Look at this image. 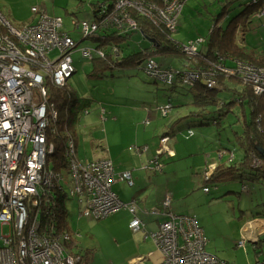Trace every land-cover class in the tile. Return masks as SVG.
<instances>
[{
  "label": "built area",
  "instance_id": "1",
  "mask_svg": "<svg viewBox=\"0 0 264 264\" xmlns=\"http://www.w3.org/2000/svg\"><path fill=\"white\" fill-rule=\"evenodd\" d=\"M116 1V12L123 13L132 5L146 17L154 18L140 4ZM188 1L163 0L158 7L152 6L159 24L175 33ZM121 2L130 5L118 8ZM33 13V21L16 27L0 11V264H76L80 260L78 240L63 228L60 219V215H68L69 201L79 205L81 218L102 220L129 210L134 216L130 225L134 233L144 231L146 224L138 216L143 211L139 201L126 203L114 191L117 182L132 186V173H118L110 159L79 160L70 136L66 147L68 167L64 170L57 164L55 168L52 156L57 146L51 137V125L62 118L58 107L63 104L55 91L68 87L77 72L73 54L79 43L64 29L62 18L50 17L44 9L33 8ZM129 22L132 29L138 28L134 21ZM75 26L84 40L99 31L98 23L81 21ZM188 49L193 50V55L197 53L193 42L182 46L183 52L191 56L185 52ZM54 52L59 53L56 60L51 58ZM82 53L90 61L105 57L104 49L86 45ZM148 61L146 72L162 81L179 75L162 70L155 60ZM235 65H209L211 69L206 74L189 61L186 66L192 70L184 72L183 82L191 85L205 77L208 86L214 87L215 74L228 72L243 79L257 95H263L264 65L245 60H236ZM104 114L102 109V117ZM205 190L208 192V188ZM60 193L65 196V208L59 203ZM171 207L169 197L159 208L143 211L165 219L157 231L146 236L162 252L161 264H225L207 252L208 239L196 217L177 215Z\"/></svg>",
  "mask_w": 264,
  "mask_h": 264
},
{
  "label": "rangeland",
  "instance_id": "2",
  "mask_svg": "<svg viewBox=\"0 0 264 264\" xmlns=\"http://www.w3.org/2000/svg\"><path fill=\"white\" fill-rule=\"evenodd\" d=\"M93 1L97 0H0V11L11 25L20 27L22 24L31 22L35 19L33 8L44 9L50 17L62 18L64 29L70 32L79 43V48L73 57L75 61L81 62V67L68 81V87H65L72 91L76 98L90 101L84 108L82 104L78 105L76 113L69 114L65 118L71 121L70 128L67 129L74 130L79 160L102 159L100 157L105 156V150H103V142H105L106 154L109 153L117 170L132 172L134 177V185L122 182L114 186V191L128 203L138 196L142 187L148 184L147 182H156V185L143 191L139 197L144 202L148 200L151 205L162 200L166 185L155 180H158V174L147 169L149 164H145V161L151 160L150 163L155 167L156 159L164 160L162 166L165 173L170 175V182H173L167 186L176 191L173 202L171 195H168L166 199L170 197L175 211L197 216L209 239L208 252L225 264H264V220H251L249 213L242 214L241 211L245 208L242 207L244 205L239 198L226 196L224 199H215L216 196L213 193L207 195L203 192L212 172L215 171L213 165H216L211 153V149L216 145H212L211 140H206L205 137L212 138L210 133H215L214 130L219 127L210 126L202 130L198 128L189 130L179 125L172 126L173 120L182 114L175 110L177 106L185 105L183 106L185 113L199 111L194 105L189 104L191 97L182 92V89L186 88L178 84L182 89L180 88V92L173 93L174 90L171 91L169 85L159 81L154 82L146 71H140L137 68H129L130 72L129 69L121 70L122 72L115 71L114 76L109 74L102 79L93 76L91 61L83 58L82 48L85 45L95 48L98 42L90 39L82 42L84 36L75 26L78 20L87 16V9ZM219 1L223 0H189L184 5L177 31L172 34V38L185 45L193 42L194 49L197 51L206 50L207 35L213 26L214 16L223 14L220 26L227 25L231 18L224 12L223 5H220ZM246 3L247 0L242 1L240 9L238 5L235 6V9H238L237 13L245 10ZM128 5L130 4L121 2L117 7ZM258 20H255L257 21L255 24H253L255 21L251 20L250 26L246 28L245 46L249 50H255L258 54L264 55V27L260 19ZM242 29V25L241 32L237 28L238 37L243 34ZM139 37L135 34L126 42L124 46L129 47V52L141 50L142 42L138 39ZM104 48L110 50L111 46L104 45ZM156 49H158L157 46ZM185 52L192 54L194 58H199L197 53L193 55L191 49ZM153 57L149 59L155 61L162 59ZM51 58L58 59L59 53H52ZM171 62L175 63L174 68L180 71L192 70L186 64L184 68L180 65V56L177 54ZM212 63L199 60L200 67L203 66L202 69L205 65H213ZM234 64V61L228 63L231 67H234ZM162 67L166 68L165 65ZM226 75L227 79H231L233 87L239 90L251 87L243 79L239 81L236 74L231 75L227 72ZM221 88L224 90L225 86L223 87V84L218 81L214 87L208 89L215 92ZM61 91L62 89H59L55 93ZM102 109L107 111L105 119L102 117ZM84 110H89L88 114H84ZM149 111H152L153 115L146 123ZM61 113L64 119L66 109ZM192 119L194 121L195 118ZM51 128L60 130L61 126L52 122ZM222 131L226 134L229 132L228 129H222ZM166 134L171 138L162 139L161 137ZM174 152L177 153L176 158L168 156ZM215 158L219 159L216 156ZM157 169L161 170L159 166ZM206 170L208 171L205 173ZM123 213L99 221L89 217L81 218L80 210L74 202L71 201L68 205L67 217L70 228L76 235L79 245L84 249L95 250L90 264H110L111 262L121 264L123 257L131 256L133 253L136 241L131 235L135 237L136 235L127 231ZM248 238L253 243H250ZM255 247L261 249L263 253L256 254ZM150 251L153 258L162 255L153 242L149 243V253Z\"/></svg>",
  "mask_w": 264,
  "mask_h": 264
},
{
  "label": "trees",
  "instance_id": "3",
  "mask_svg": "<svg viewBox=\"0 0 264 264\" xmlns=\"http://www.w3.org/2000/svg\"><path fill=\"white\" fill-rule=\"evenodd\" d=\"M128 1L132 4H140L144 9L151 11L154 17L153 20L146 17V15L135 6H133L134 8L128 6L123 13H121L116 12L115 10V0H97L89 5L90 8L87 9V16L85 19H80L75 23L77 24L81 21H88L91 24H99V31L89 39L98 42V46L95 48L104 49L105 57L101 58L97 56L91 61L93 76L102 79L108 77L109 74L114 76L115 71L120 72L121 70L129 68H137L140 71H147L149 58L151 56L161 57V61L156 59L160 68L162 70L176 71L179 75L176 76V78H169L167 81H162L146 72L147 75L152 78L154 82L159 81L169 85L168 87H170L171 91L174 90L173 93L180 92V88L182 89V87H185L186 89H182V92L187 93L189 97H191L189 104L194 105L195 109L199 110L197 113H185L184 117L180 118L178 123L176 121L175 125H179L181 128H188L189 130L193 128L202 130L210 126L220 128L216 130L214 127L215 133H210V135L213 136L212 138L208 139L205 137V139L207 138V140H211L212 145H216L211 149L213 157L210 155V157L213 158V161L216 162V167L208 181L209 183H207V181L205 182L208 184L205 186V188H208V192H206L205 188H203V192L207 195H210L211 193L216 194L215 199H224L226 196L239 198V200L244 202V206L242 207L245 209H242V214L249 213V219L251 220H264V95H256L253 92L252 87L249 86L241 90L237 87H233L231 79H227L228 77L226 74L219 72L215 74V78L217 82L220 81V83L223 84V87L225 86L224 90L222 88L215 92L209 90L205 77L200 78L193 85L184 83L183 75L186 70L182 69V71H180L175 69V63H172L171 60H173L175 54H177L180 56V65L184 68V64L189 61L192 62L193 59L183 52L182 46H185V44L175 41L172 38L173 33L162 24H159V19L155 10L152 9V6L155 5L158 7L163 0ZM242 1L243 0L219 1L220 5H223L224 12L231 17L230 21L227 25L220 26L221 21L219 22L218 18L223 16V14L214 16V23H212L213 26L210 28L209 34L207 35V44L205 45L206 50L197 51V56H199V58H196L197 60L192 62V66H195V69H200V71L203 70L206 74H209L208 69H211L210 66L205 65L204 69H202L201 67L203 66L200 67L199 60H202L205 63L211 61L213 62L212 64L223 68H235V64L233 65L234 67H231L228 63L229 61L236 62V60H245L256 66L264 65V55L258 54L255 50H249L245 46L244 38L246 28L250 26L248 15L253 10L251 8H257L264 2V0H247L245 10L237 13ZM248 3L253 4L250 6ZM236 5L239 6L238 9H235ZM114 13H117L118 16H113L115 15ZM129 21H134L138 28L132 29V25ZM241 25L243 26L242 31L244 32L241 34V37H238L237 33L240 31ZM135 34L140 36L138 39L142 42V48L140 51L134 50L129 52V47L124 45ZM149 39L155 40V42H150ZM104 45H110V50L104 48ZM156 46L158 49H156ZM116 51H118L117 55ZM162 61L163 63L161 64ZM162 65H165L166 68H163ZM238 79L241 81L240 77H238ZM178 84H182L183 86L180 87ZM60 100L65 103L60 104L58 108L61 112L66 109V115L64 119H62V117L57 122V124L61 126V129L54 130V132L51 133L52 140L56 142L57 146L52 159L55 168L58 164L65 170L69 163L68 158L66 157V147L70 136L73 139L77 150V141L74 135V130L70 131L67 129L70 128L71 121L68 119L65 120V118L69 114L76 113V102L79 105L82 104V107L84 108L90 103V101L87 99L80 100L76 98L74 93L67 88L62 89V91L58 93V101ZM183 106L185 105H179L177 107L183 108ZM88 111L89 110H84L83 112L84 114H88ZM106 113L107 111L105 110L104 117ZM192 118H195L194 121ZM64 128L65 130H63ZM222 129H228V134L224 133ZM67 134H69V136ZM161 138L171 137L166 134ZM213 142L215 144H213ZM103 144L105 145V142H103ZM105 150L107 149L105 148ZM214 155L219 157V159H216ZM168 156L176 158L177 153L175 152ZM108 159L113 162L114 168L117 171L114 161L111 158ZM161 162L162 160H160V158L156 160V163L161 167V170H158L157 167H154L151 163H148L149 165L146 168L160 176L162 173H165L164 166H162L164 161ZM258 164L260 166H258ZM207 171L208 170H206L205 173ZM117 172L121 173L119 171ZM63 198H65V196L60 193L59 203L65 208L67 202L65 203ZM74 204L79 209V205L75 202ZM121 211H127L133 216L129 210ZM171 211L177 215L194 216L191 214H178L174 212L173 205ZM111 216H109V218ZM60 219L63 228L71 231L69 218L60 215ZM164 221L165 219H163V222ZM198 224L200 225L199 222ZM201 227L203 228V226ZM145 230L146 228L144 231L140 232H145ZM145 235L147 236V233H145ZM206 237L208 239L207 235ZM145 239L151 238L148 237ZM76 248L79 250L77 256L80 257V260L77 261L76 264H90L94 258L95 250L84 249L79 243H77ZM255 250L256 254L263 253L258 247H255Z\"/></svg>",
  "mask_w": 264,
  "mask_h": 264
},
{
  "label": "crops",
  "instance_id": "4",
  "mask_svg": "<svg viewBox=\"0 0 264 264\" xmlns=\"http://www.w3.org/2000/svg\"><path fill=\"white\" fill-rule=\"evenodd\" d=\"M244 1V0H243ZM89 9V8H88ZM249 24H251V20L252 21H255V20H257V21H259L258 19H260V22H261V24L263 25V27H264V22H263V18H264V13H262V14H260V15H253V13L251 12L249 15ZM85 19V18H84ZM257 21H255L253 24H255ZM68 32V31H67ZM70 33V32H69ZM71 34V33H70ZM72 35V34H71ZM72 37L75 39V37L72 35ZM76 40V39H75ZM77 41V40H76ZM82 43V42H81ZM88 46H90V45H88ZM77 52V51H76ZM76 52H74V54L76 53ZM73 54V55H74ZM263 55V54H262ZM74 58V57H73ZM75 61V60H74ZM75 65H76V68H77V71H78V69L81 67V62L80 61H75ZM92 68V67H91ZM77 73V72H76ZM76 104V108L78 109V103L76 102L75 103ZM105 110V109H104ZM175 110H178L179 112H182V114L180 115V116H178L177 118H178V120H177V118L175 119V120H173V123H172V126L173 125H175V123H176V121H177V123H178V121H179V119L180 118H182V117H184V115H185V109H183V108H179V107H177ZM75 112H76V110H75ZM101 112H102V110H101ZM151 115H153V113H152V111H149L148 112V117H147V121H146V123H148V120L150 119V117H151ZM171 126V127H172ZM174 127V126H173ZM206 140H207V138H206ZM103 150H105V145H104V147H103ZM106 152H107V150H105V156H103V157H100V158H110V156H109V153H107L106 154ZM175 153V152H174ZM199 154H197V156H198ZM99 157H98V159H100ZM155 160V159H154ZM157 160V159H156ZM164 160H162V162H163ZM151 162V160L150 161H145V164H148V163H150ZM161 162V163H162ZM115 164V163H114ZM214 167H216V165H213ZM115 167H116V165H115ZM197 167H200V166H197ZM116 169H117V167H116ZM118 171V170H117ZM132 173V172H131ZM163 174V176H159V175H157V177H158V180L157 179H155L158 183L159 182H163L165 185H166V187L163 189V191H164V194H163V196H162V200L158 203H155V204H153V205H151V203H149L148 202V200L147 201H145L144 202V200H142V199H140L139 197H140V195H141V193L143 192V191H145L146 189H149V188H151L152 186H154V185H156V182L155 183H153V182H147L148 184L147 185H145V186H143L142 187V189L140 190V192H139V194H138V196H135L134 198H132L130 201H132V200H139V202H140V207H142V209H143V211H148V212H151L154 208H157V207H159L160 206V204L166 199V197L168 196V195H171L172 197L174 196V193L176 192V191H173V190H171V188H170V186H167L169 183H173V182H170L171 181V177H170V175H167L166 173H162ZM132 177H133V173H132ZM138 178V177H137ZM141 179V178H140ZM133 180H134V177H133ZM138 182V181H137ZM119 183H122V182H117L116 184H119ZM115 184V185H116ZM126 184V183H125ZM139 184H141V183H139ZM214 196H216V194H213ZM121 198V197H120ZM173 199V198H172ZM125 202V201H124ZM241 203H243L244 204V202L242 201ZM173 210H174V207H173ZM143 211H140L139 212V217H141L142 219H144V223L146 224V230H145V232H140V233H134L135 235H136V237L135 236H133V234L131 233L132 232V230L130 229V224H131V222H132V220H133V216L129 213V212H127V211H121L120 213H122V212H124L123 214V216H124V219H125V226H126V229H127V231L128 232H130L132 235V238H134L135 239V248H134V250H132V254H131V256H125V257H123L121 260H122V262H121V264H161L162 262H163V254L162 255H158V257L157 258H153V256L151 255V253H152V251H150V253H149V243L150 242H153L152 241V239H145L146 238V235H145V233H147V235H148V233H151V232H155V231H157L158 229H159V226H160V224L163 222V217H157V216H154V215H152V214H147L146 212H143ZM174 212H176V213H178V214H189V213H181V212H178V211H175L174 210ZM194 215V214H193ZM195 217H197L196 215H195ZM197 220H198V218H197ZM256 220V219H255ZM261 220V219H260ZM199 222V221H198ZM200 225L202 226V224L200 223ZM205 232H206V230H205ZM206 235H207V233H206ZM248 240H249V242L250 243H253L252 242V240H250L249 238H248ZM154 243V242H153ZM155 244V243H154ZM110 264H114V262H111Z\"/></svg>",
  "mask_w": 264,
  "mask_h": 264
},
{
  "label": "bare ground",
  "instance_id": "5",
  "mask_svg": "<svg viewBox=\"0 0 264 264\" xmlns=\"http://www.w3.org/2000/svg\"><path fill=\"white\" fill-rule=\"evenodd\" d=\"M248 4L251 6L253 3H248ZM251 9H253V10L251 11V12L253 13V15L258 14V13H261L262 11H263V13H264V4L261 3V5L258 6L257 8L252 7ZM222 17H223V16L219 17L218 20H219V21H222ZM213 172H214V171H213ZM213 172H212V174H213ZM212 174H211V175H212Z\"/></svg>",
  "mask_w": 264,
  "mask_h": 264
},
{
  "label": "water",
  "instance_id": "6",
  "mask_svg": "<svg viewBox=\"0 0 264 264\" xmlns=\"http://www.w3.org/2000/svg\"><path fill=\"white\" fill-rule=\"evenodd\" d=\"M150 40V42H155V40H152V39H149ZM84 41V39L82 40V42ZM259 150L262 152V150L259 148ZM263 153V152H262Z\"/></svg>",
  "mask_w": 264,
  "mask_h": 264
}]
</instances>
